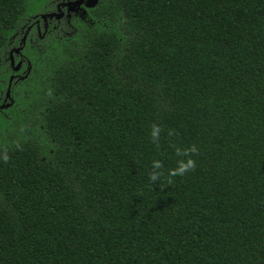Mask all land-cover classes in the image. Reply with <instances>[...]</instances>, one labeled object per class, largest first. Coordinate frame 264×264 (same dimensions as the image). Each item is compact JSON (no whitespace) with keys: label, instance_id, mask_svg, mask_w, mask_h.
I'll use <instances>...</instances> for the list:
<instances>
[{"label":"trees","instance_id":"1","mask_svg":"<svg viewBox=\"0 0 264 264\" xmlns=\"http://www.w3.org/2000/svg\"><path fill=\"white\" fill-rule=\"evenodd\" d=\"M62 1L0 0V264H264V0Z\"/></svg>","mask_w":264,"mask_h":264},{"label":"clouds","instance_id":"2","mask_svg":"<svg viewBox=\"0 0 264 264\" xmlns=\"http://www.w3.org/2000/svg\"><path fill=\"white\" fill-rule=\"evenodd\" d=\"M159 132H160L159 127L153 125L150 134V138L153 143H156L159 140ZM196 151L197 149L195 146L183 150L178 148L176 150V156L178 157V159L176 160V166L175 168L169 169L168 176L169 177L182 176L188 171L192 170L195 167V161L189 157L190 154H195ZM163 167L164 165L161 160L159 159L153 160L151 164L152 171L149 173L148 179L153 183L160 180L164 174Z\"/></svg>","mask_w":264,"mask_h":264},{"label":"flooded vegetation","instance_id":"3","mask_svg":"<svg viewBox=\"0 0 264 264\" xmlns=\"http://www.w3.org/2000/svg\"><path fill=\"white\" fill-rule=\"evenodd\" d=\"M93 0H66V1H62L61 3H59L57 5V11L54 12V13H50L49 16L52 18V17H56V18H63L65 16V12H64V8H70V7H73L74 5L76 4H88L90 2H92ZM44 19V23L43 25L41 24L40 20L37 21L36 23V29H37V32L40 36H42V32H43V29L44 30H47L48 26H49V18H48V15H44L43 17ZM32 27V26H31ZM30 27V28H31ZM30 29H28V32H29ZM25 40V39H24ZM17 53V52H16ZM21 53V52H20ZM19 54V53H17ZM12 55H13V52L11 53L10 57H11V60H12V66H14L15 68V71L19 72L21 70V66L18 65V66H15V61H14V55H13V59H12ZM16 67H20L18 70H16ZM17 76H22V75H19L17 74ZM14 77V76H13Z\"/></svg>","mask_w":264,"mask_h":264},{"label":"water","instance_id":"4","mask_svg":"<svg viewBox=\"0 0 264 264\" xmlns=\"http://www.w3.org/2000/svg\"><path fill=\"white\" fill-rule=\"evenodd\" d=\"M16 52H17V53H20V52H21V48L17 49ZM12 59H13V55H12ZM19 68H20V67H16V70H18ZM7 96H8V97L11 96V85H10V87H9V89H8ZM10 105H12V103L7 104V106H10Z\"/></svg>","mask_w":264,"mask_h":264}]
</instances>
